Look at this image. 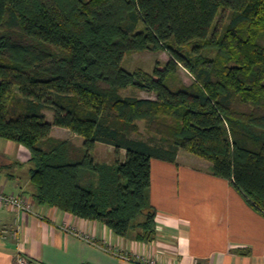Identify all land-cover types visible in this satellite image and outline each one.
Masks as SVG:
<instances>
[{"label":"trees","instance_id":"obj_1","mask_svg":"<svg viewBox=\"0 0 264 264\" xmlns=\"http://www.w3.org/2000/svg\"><path fill=\"white\" fill-rule=\"evenodd\" d=\"M132 50L169 58L128 70ZM130 85L155 97L122 95ZM0 138L29 151L38 204L119 236L155 239L151 160L179 150L264 215V0H0ZM97 143L113 161L95 160Z\"/></svg>","mask_w":264,"mask_h":264},{"label":"crops","instance_id":"obj_2","mask_svg":"<svg viewBox=\"0 0 264 264\" xmlns=\"http://www.w3.org/2000/svg\"><path fill=\"white\" fill-rule=\"evenodd\" d=\"M74 136L80 138H64ZM184 154L178 152L175 163L151 160L156 236L142 241L133 231L119 236L99 221L38 204L29 151L0 138V192L20 195L32 206L16 211L0 205V264H17L21 254L33 264H144V258L157 264H264V215L227 179L213 175L208 161ZM117 250L131 261L120 259Z\"/></svg>","mask_w":264,"mask_h":264},{"label":"rangeland","instance_id":"obj_3","mask_svg":"<svg viewBox=\"0 0 264 264\" xmlns=\"http://www.w3.org/2000/svg\"><path fill=\"white\" fill-rule=\"evenodd\" d=\"M227 21V12L225 11H220L218 16L216 17L215 23H222ZM169 58V55L166 51H129L125 54L124 59H123V66L127 68L128 70H133L136 67H141L149 72L152 71L154 64L156 62H165ZM177 74L179 77L184 81L185 83H189L192 79L191 75L183 68L179 67ZM122 95H136L139 97H147V98H152L155 97L154 93L148 92L146 90H142L137 88L134 85H130L126 87L125 89H122L120 91ZM47 114V119L49 121L52 120V112L51 111H46ZM140 125L142 126V123L140 122ZM142 134L141 135H134L135 137L142 138L145 140H152L154 142L158 141L159 136L156 134H149V133H144L141 129ZM68 134L72 135V133L69 130L66 129H61L59 127L55 128L53 133H51L52 136L57 137V138H64L68 136ZM80 137V136H79ZM152 137V138H151ZM82 139V137H80ZM78 137L74 138L72 137V142L75 145H80V141ZM107 146H104L102 144H99L93 151L92 155L95 158L96 161H106V162H111L114 160V152H110ZM181 155L186 153L183 150L178 151ZM185 155V154H184ZM123 154L119 155V158L122 159ZM183 159V157H181ZM115 253H118V250L115 251Z\"/></svg>","mask_w":264,"mask_h":264},{"label":"built area","instance_id":"obj_4","mask_svg":"<svg viewBox=\"0 0 264 264\" xmlns=\"http://www.w3.org/2000/svg\"><path fill=\"white\" fill-rule=\"evenodd\" d=\"M0 205L14 209L16 211H31L32 206L31 204L22 196L20 195H13V194H4L0 192ZM13 235H16V232H13ZM116 255L122 259L123 261H131V257L127 253L118 252ZM144 264H157L153 259L144 258ZM17 264H33L27 257L21 255L17 256L16 259ZM196 264H202L197 262Z\"/></svg>","mask_w":264,"mask_h":264}]
</instances>
